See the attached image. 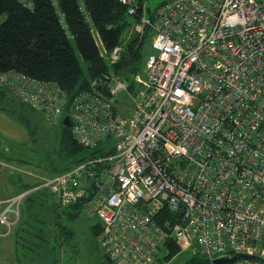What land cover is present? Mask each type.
<instances>
[{
    "label": "built area",
    "instance_id": "1",
    "mask_svg": "<svg viewBox=\"0 0 264 264\" xmlns=\"http://www.w3.org/2000/svg\"><path fill=\"white\" fill-rule=\"evenodd\" d=\"M121 1L154 50L133 89L113 76L107 95H71L57 81L0 70V88L55 124L69 115L82 146L110 148L0 199V234L29 192L48 187L99 218L104 254L117 264H170L186 248L264 264V0H166L155 11L144 1L141 14L139 0ZM124 38L103 47L110 62L122 59ZM123 91L128 115L116 106ZM0 167L22 171L1 159Z\"/></svg>",
    "mask_w": 264,
    "mask_h": 264
},
{
    "label": "trees",
    "instance_id": "2",
    "mask_svg": "<svg viewBox=\"0 0 264 264\" xmlns=\"http://www.w3.org/2000/svg\"><path fill=\"white\" fill-rule=\"evenodd\" d=\"M139 1L141 5L145 0ZM138 17L139 14H129L128 5L121 0H33L32 7L20 0H0V70L16 69L41 79L57 81L71 95L82 89L107 95L113 76L128 80L133 89L134 77L139 74L133 62L140 56L145 38L136 34L131 36L122 59L117 63L110 62L107 55L103 54L100 43L110 51L116 44L125 41L124 36L129 35ZM59 124L57 142L52 151H46L50 153L46 158L47 166L40 170L34 169L36 172L30 176L19 172L21 184L16 193L38 186L42 182L41 176H55L110 152V148L86 152L88 148L78 142L72 125ZM23 164L31 166L29 162ZM36 166L39 167L37 163L34 164ZM25 176L31 181H27ZM12 195L3 192L0 199ZM19 210V220L8 234L16 226L20 230L24 212L29 214L35 229L36 226L51 222L53 217L55 230L62 243L67 234L62 215L66 213L75 220L83 211L81 203L66 205L59 194L48 187L29 192ZM2 227L4 231L7 230L5 226ZM92 228L99 236L102 226L96 224ZM173 252H177V247H174L171 255ZM61 261L56 264H63ZM190 264L212 263L209 258L195 256Z\"/></svg>",
    "mask_w": 264,
    "mask_h": 264
},
{
    "label": "rangeland",
    "instance_id": "3",
    "mask_svg": "<svg viewBox=\"0 0 264 264\" xmlns=\"http://www.w3.org/2000/svg\"><path fill=\"white\" fill-rule=\"evenodd\" d=\"M164 1L166 0H145V4L147 8L155 11ZM128 33L130 37L134 35L132 29ZM151 42L152 37L148 33L141 47L140 56L133 62V66L138 67V72L143 77L147 76L146 59L154 52ZM74 45L78 51L75 42ZM100 47L103 49L101 43ZM82 63L85 65L83 58ZM116 106L119 112L131 114L133 100L130 93L127 91L119 93ZM60 127V124H55L47 114L32 109L9 89L0 90V159L22 168V171H19L10 167H0L2 190L0 194L4 192L7 195H14L19 191L21 184L19 172L30 176L36 170L47 166L46 158L50 153L46 151L53 150L58 138L56 131ZM108 145L107 141L103 140L95 148H88L86 152L90 153L99 148L104 150ZM23 162H29L33 167H26ZM35 163L39 167H34ZM25 177L27 181H31V178ZM61 219L67 229L64 243L57 235L53 217L51 222L36 226L35 229L29 214L23 212L21 228L17 235L14 236L13 233L9 240L3 242L6 244H0V264H56L59 260H62L63 264H117L107 259L99 237L93 232L92 226L101 225L96 215L81 211L75 220L66 213ZM195 256L205 257L196 255L191 249L186 248L174 257L170 264H190Z\"/></svg>",
    "mask_w": 264,
    "mask_h": 264
},
{
    "label": "water",
    "instance_id": "4",
    "mask_svg": "<svg viewBox=\"0 0 264 264\" xmlns=\"http://www.w3.org/2000/svg\"><path fill=\"white\" fill-rule=\"evenodd\" d=\"M64 124L65 125H72L73 124L72 119H71V117L69 115H66L65 116V118H64ZM239 256H241V255L222 256V257L215 258L212 261H213V264H226V263H229V262L234 261ZM243 256H246V255H243ZM107 259L109 261H112L110 258H107Z\"/></svg>",
    "mask_w": 264,
    "mask_h": 264
},
{
    "label": "crops",
    "instance_id": "5",
    "mask_svg": "<svg viewBox=\"0 0 264 264\" xmlns=\"http://www.w3.org/2000/svg\"><path fill=\"white\" fill-rule=\"evenodd\" d=\"M4 230H5L4 227H2L0 231L3 233ZM18 230H19V229H18V226H16V227L13 228V231H12L10 234H8V235H1V234H0V244H6V243H3V242L9 240L10 236H11L13 233H14V236H16L17 233L19 232Z\"/></svg>",
    "mask_w": 264,
    "mask_h": 264
}]
</instances>
